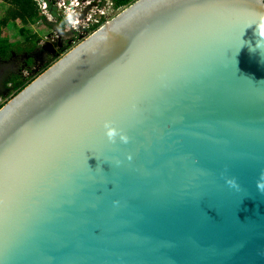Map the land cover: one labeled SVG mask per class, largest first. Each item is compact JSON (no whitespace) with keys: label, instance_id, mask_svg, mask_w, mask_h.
Segmentation results:
<instances>
[{"label":"water","instance_id":"obj_1","mask_svg":"<svg viewBox=\"0 0 264 264\" xmlns=\"http://www.w3.org/2000/svg\"><path fill=\"white\" fill-rule=\"evenodd\" d=\"M262 22L136 0L9 99L0 264H264Z\"/></svg>","mask_w":264,"mask_h":264},{"label":"rangeland","instance_id":"obj_2","mask_svg":"<svg viewBox=\"0 0 264 264\" xmlns=\"http://www.w3.org/2000/svg\"><path fill=\"white\" fill-rule=\"evenodd\" d=\"M5 6H7L3 0H0V13L4 15ZM125 6L119 7L115 11V14L124 8ZM30 25L26 26L27 30L21 32L24 25L17 19L14 24L11 23L4 28L3 36L9 38L11 42H14L11 50L13 51L10 59L0 60V91L3 89L4 83L8 78V75L12 72H17L21 67L24 77H29L30 75H35L41 73L43 66L49 60L51 61L55 55L54 51L58 50L60 47L57 45L58 40L50 39L46 40L45 36L50 35L52 30H59V26L55 23H50L45 20L41 15L39 9L38 13L31 19ZM32 38L30 39V37ZM68 37V36H66ZM64 38V37H63ZM62 43H67L66 39L61 40ZM76 43H69L67 50L75 46ZM52 48V49H51ZM63 53L60 54V56ZM33 57V64L27 68L25 60L29 59L31 61ZM26 66L23 68V66ZM6 100L5 97L0 98V103Z\"/></svg>","mask_w":264,"mask_h":264},{"label":"built area","instance_id":"obj_3","mask_svg":"<svg viewBox=\"0 0 264 264\" xmlns=\"http://www.w3.org/2000/svg\"><path fill=\"white\" fill-rule=\"evenodd\" d=\"M34 1L45 20L59 26V30H52L50 35L45 36L47 41L56 38L57 45H62V39L69 43H79L123 9L115 14L119 9L115 6V0H50L58 12V17H55L45 0Z\"/></svg>","mask_w":264,"mask_h":264},{"label":"trees","instance_id":"obj_4","mask_svg":"<svg viewBox=\"0 0 264 264\" xmlns=\"http://www.w3.org/2000/svg\"><path fill=\"white\" fill-rule=\"evenodd\" d=\"M7 5L5 6V13L2 15L0 13V60L10 59L13 51L11 50L14 42H11L9 38L3 36L4 28L9 24L13 23L17 19H20L24 28L21 29V32L27 30L28 25H30L31 19L38 13V6L34 0H3ZM136 0H115L116 7L128 6L134 3ZM32 36L30 37V39ZM68 43L58 44L60 47L58 50H55V57L51 61H47L42 68V71H45L50 67L55 61H57L61 56V53H66ZM52 49V48H51ZM31 61L25 60L27 68L33 64V58ZM23 68L26 67L22 65ZM22 68L20 67L17 72H12L8 75L7 80L4 83L3 89L0 91V98L5 97L6 100L0 103V108L13 96L19 93L23 88H25L30 82H32L39 74H33L29 77H24Z\"/></svg>","mask_w":264,"mask_h":264},{"label":"clouds","instance_id":"obj_5","mask_svg":"<svg viewBox=\"0 0 264 264\" xmlns=\"http://www.w3.org/2000/svg\"><path fill=\"white\" fill-rule=\"evenodd\" d=\"M258 36L260 37V40L257 41V46H261L264 45V22H262L259 27L256 30ZM105 134L108 137V139L111 141L114 139L115 137V133L111 130L110 126L106 123L105 124ZM120 139L122 142H127V138L123 135L120 136ZM94 155V154H92ZM95 156V155H94ZM87 159L88 157L86 156V164H87ZM225 183L232 187V188H237V181L234 177H225ZM257 190L260 192H264V173L261 174L260 179L257 181Z\"/></svg>","mask_w":264,"mask_h":264},{"label":"flooded vegetation","instance_id":"obj_6","mask_svg":"<svg viewBox=\"0 0 264 264\" xmlns=\"http://www.w3.org/2000/svg\"><path fill=\"white\" fill-rule=\"evenodd\" d=\"M33 58V57H32ZM26 60H29V59H26Z\"/></svg>","mask_w":264,"mask_h":264}]
</instances>
